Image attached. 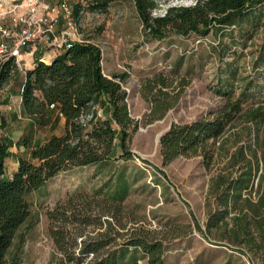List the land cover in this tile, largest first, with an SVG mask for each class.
<instances>
[{"label":"trees","instance_id":"obj_1","mask_svg":"<svg viewBox=\"0 0 264 264\" xmlns=\"http://www.w3.org/2000/svg\"><path fill=\"white\" fill-rule=\"evenodd\" d=\"M123 1L129 0H86V8L107 13L113 3ZM130 1L144 30L159 40L171 33L206 36L230 30L260 14L259 22L264 8V0H197L194 6L171 7L155 17L157 0ZM79 9L77 5L75 12ZM101 62V49L86 41L62 51L50 64L37 57L34 69L26 71L24 113L45 116L49 109H58L65 119V132L36 147L29 159L20 157L11 178L5 175V162L12 142L0 145V264H19L25 242L21 229L37 224L29 201L31 191L61 172L110 165L119 155L118 148L122 150L118 159L133 157L128 143L138 121L131 115L123 87L128 74L105 75ZM257 64L263 67L261 82L250 83L238 95L234 85L227 83L230 88L222 91L225 103L191 124L173 123L161 137L160 152L164 165L181 156H203L208 167L217 157L227 160L213 178L216 207L209 214L207 229L198 224L197 229L207 237L223 230L225 239L241 246L240 253L258 255L264 264V43ZM15 67L13 60L2 66L1 83L10 79ZM158 81L167 87L164 79ZM152 82L150 89L155 90ZM158 91L150 123L163 119L176 105L166 92ZM127 177L120 171L115 181L111 176L92 194H75L46 213L58 252L56 264H140L144 260L168 264L167 237L140 221L131 225L127 217L124 203L133 186Z\"/></svg>","mask_w":264,"mask_h":264},{"label":"rangeland","instance_id":"obj_2","mask_svg":"<svg viewBox=\"0 0 264 264\" xmlns=\"http://www.w3.org/2000/svg\"><path fill=\"white\" fill-rule=\"evenodd\" d=\"M196 1L157 0L153 15L161 17L171 7H190ZM70 5L77 32L101 49L103 72L108 76L128 74L123 87L128 92L131 115L138 121V130L132 133L128 143L133 157L128 161L118 159L122 153L118 148L119 155L110 165L61 172L31 191L29 201L37 224L32 229H27L28 225L21 229L25 242L18 263L56 264L58 252L49 235L46 213L75 194H92L107 184L111 176L115 181L117 173L125 171L133 185L124 203L127 217H131V225L140 221L147 229L167 237L165 258L168 264H262L260 256L240 253L241 246L225 239L223 230H214L207 237L197 229V224L207 229L209 214L216 207L213 178L227 160L217 157L208 167L203 156H181L164 165L159 137L173 123L191 124L217 111L226 101L227 96L222 91L230 88L227 83L234 85L238 95L250 83L261 82L263 67L257 64V58L264 43V8L259 22L260 14L230 30L212 31L206 36L171 33L159 40L144 30L130 0L113 3L107 13L88 11L86 0H70ZM77 5H80L78 13L75 12ZM6 24L12 27L9 20ZM51 54L48 44H38L29 55L30 60L24 54V61L15 67L14 77L0 88H18L22 83L21 75L26 74L35 57L46 59ZM159 79H164L167 87ZM152 81L157 85L155 90L150 89ZM160 89L169 95V100L176 101V105L163 119L150 123L152 101ZM22 115V120L14 122L31 125L26 121L28 116ZM55 124L52 132L41 129L36 135L41 139L45 135L46 139L51 133L61 134V126ZM2 129L10 132L3 123ZM25 130L34 134L39 129L34 132L28 126ZM140 264L148 262L144 260Z\"/></svg>","mask_w":264,"mask_h":264},{"label":"built area","instance_id":"obj_3","mask_svg":"<svg viewBox=\"0 0 264 264\" xmlns=\"http://www.w3.org/2000/svg\"><path fill=\"white\" fill-rule=\"evenodd\" d=\"M73 15L70 0H0V70L10 60L18 68L25 51L35 50L40 43L48 44L55 57L75 43H85ZM61 21L63 29H59ZM40 61L50 64L52 58L42 57Z\"/></svg>","mask_w":264,"mask_h":264},{"label":"crops","instance_id":"obj_4","mask_svg":"<svg viewBox=\"0 0 264 264\" xmlns=\"http://www.w3.org/2000/svg\"><path fill=\"white\" fill-rule=\"evenodd\" d=\"M33 51L34 50L31 49L27 52L25 51V55H27L26 57L28 60H30L29 55H32ZM36 58L37 57H35V62L31 64L28 70L34 69L36 65L35 64ZM50 58L54 59L55 55L52 53ZM15 73L16 71L14 70L13 73L11 74L10 79L7 82H3V83L0 82V85L1 86L8 85L10 80L14 77ZM21 78H22L21 79L22 83L18 84L19 85L18 88H10V90H8V88L6 87L3 89L0 88V145L7 141L12 142V146L9 148L10 156L6 159L5 162V175L7 176V178H11L18 170L20 157L29 159L31 157L32 150H34L36 147L43 145L51 136L53 135L61 136L65 132V119L59 116L58 109H49L45 116L31 117L24 113L21 88L25 82V75H21ZM20 112L28 116V119L26 121L28 123H32L31 125H23V122H19V123L14 122V121L22 120L23 115ZM3 118H5L4 120H6L5 121L6 123L3 122ZM2 123L8 129H10L9 133H6L4 131L5 129H2ZM55 123H58L61 126L62 128L61 134L51 133L49 134V137H47L46 139L44 138L45 135H43L42 139L41 137L36 135V133L41 132V129H46L47 130L46 132L51 131V128L56 126ZM28 126L31 127V129H33L34 132L35 130L37 131V129L39 130L34 134L28 130L27 132L25 128H27Z\"/></svg>","mask_w":264,"mask_h":264},{"label":"water","instance_id":"obj_5","mask_svg":"<svg viewBox=\"0 0 264 264\" xmlns=\"http://www.w3.org/2000/svg\"><path fill=\"white\" fill-rule=\"evenodd\" d=\"M161 140V137H159V141Z\"/></svg>","mask_w":264,"mask_h":264}]
</instances>
